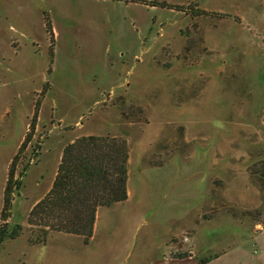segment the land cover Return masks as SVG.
Listing matches in <instances>:
<instances>
[{
  "label": "rangeland",
  "instance_id": "rangeland-1",
  "mask_svg": "<svg viewBox=\"0 0 264 264\" xmlns=\"http://www.w3.org/2000/svg\"><path fill=\"white\" fill-rule=\"evenodd\" d=\"M144 1L0 0V216L36 118L0 264H264L241 213L264 214V0ZM88 135L127 142V200L98 209L88 246L31 244L30 210Z\"/></svg>",
  "mask_w": 264,
  "mask_h": 264
},
{
  "label": "trees",
  "instance_id": "trees-1",
  "mask_svg": "<svg viewBox=\"0 0 264 264\" xmlns=\"http://www.w3.org/2000/svg\"><path fill=\"white\" fill-rule=\"evenodd\" d=\"M130 1L146 4L144 0ZM148 3L152 7L167 8L164 2ZM35 108L38 110L39 102ZM121 115L126 117L122 112ZM35 119L34 117L29 133L13 157L7 174L0 216L3 222L0 225V247L4 242L14 240L20 235V227L16 225L9 230L6 221L11 216L13 197L22 188L23 178L30 165L26 164L18 177L14 178L15 164L25 144L30 141ZM37 155L38 149L32 159ZM127 163V142L114 135L81 136L66 144L50 190L29 212L28 223L41 233L30 240L31 244H43L50 232H57L79 236L85 245H90L98 209L123 204L128 198ZM259 165L260 171L253 173L256 177L259 174L257 180L264 191V161L259 162ZM241 213L244 217L252 218L253 224L264 222V214L258 210ZM240 219L243 220L242 217ZM217 257L218 254L208 256L197 260L195 264H207Z\"/></svg>",
  "mask_w": 264,
  "mask_h": 264
},
{
  "label": "crops",
  "instance_id": "crops-1",
  "mask_svg": "<svg viewBox=\"0 0 264 264\" xmlns=\"http://www.w3.org/2000/svg\"><path fill=\"white\" fill-rule=\"evenodd\" d=\"M263 225H264V222L261 224V223H254L253 224V226H259L260 228H259V230H255V229H252L253 231H255V232H259L260 234H262L263 232H264V228H263ZM246 229H248V230H250V228H246ZM224 254V253H223ZM223 254H221V255H223ZM220 255H218V257H219ZM217 257V258H218ZM211 262V261H210ZM209 262V263H210ZM196 263V262H195ZM194 263V264H195ZM209 263H207V264H209ZM240 264H252V262L250 261H246V260H243V261H240Z\"/></svg>",
  "mask_w": 264,
  "mask_h": 264
}]
</instances>
